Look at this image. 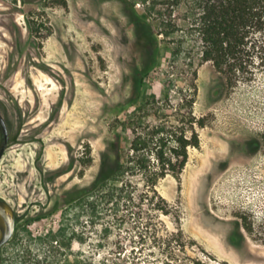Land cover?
<instances>
[{"label":"rangeland","instance_id":"1","mask_svg":"<svg viewBox=\"0 0 264 264\" xmlns=\"http://www.w3.org/2000/svg\"><path fill=\"white\" fill-rule=\"evenodd\" d=\"M133 4L157 28L139 0H0L20 28L0 26V198L16 222L0 264H264V72L226 87L210 63L172 55L176 35H156L153 59ZM166 79L194 81L205 126L179 180L153 193L113 168L133 129L170 114Z\"/></svg>","mask_w":264,"mask_h":264},{"label":"trees","instance_id":"2","mask_svg":"<svg viewBox=\"0 0 264 264\" xmlns=\"http://www.w3.org/2000/svg\"><path fill=\"white\" fill-rule=\"evenodd\" d=\"M135 2V1H134ZM146 16L155 18L157 28L139 16L131 7L134 20L146 27V38L156 58V35L172 41V55L189 53L200 64L210 63L226 87L251 82L264 72V0H139ZM148 75L143 69L141 78ZM195 80L196 72L193 71ZM163 104L170 109L157 125L144 135L132 130L127 161L118 154L113 174L125 172L140 175L146 190L156 193L157 183L168 175L177 181L188 160V150L200 145L198 129L205 126L194 111V81L176 86L163 83ZM173 92V95H171ZM117 124H121L117 121ZM264 141V135H263Z\"/></svg>","mask_w":264,"mask_h":264},{"label":"water","instance_id":"3","mask_svg":"<svg viewBox=\"0 0 264 264\" xmlns=\"http://www.w3.org/2000/svg\"><path fill=\"white\" fill-rule=\"evenodd\" d=\"M2 127V142L0 144V161L8 144V132L2 119L0 118ZM15 215L11 205L0 198V251L1 248L11 239L15 230Z\"/></svg>","mask_w":264,"mask_h":264},{"label":"flooded vegetation","instance_id":"4","mask_svg":"<svg viewBox=\"0 0 264 264\" xmlns=\"http://www.w3.org/2000/svg\"><path fill=\"white\" fill-rule=\"evenodd\" d=\"M18 10L14 9V8H9L6 7L5 11L0 13V26L1 28L4 30V32L11 38L15 39L20 35V28L18 27V23H17V13ZM4 36V34H2ZM13 43V41H12ZM15 43H14V47H15ZM2 101H0V118L2 119V121L4 122L7 132H8V136L9 133L11 132V120H9V118L7 116H5L2 112L3 109L2 108ZM17 105H13L10 109H8L12 115L14 116L15 119H17ZM6 110V112L8 111ZM0 132L2 134V127H1V123H0ZM2 142V141H1ZM8 143H9V139H8ZM8 146V144H7ZM7 148V147H6Z\"/></svg>","mask_w":264,"mask_h":264}]
</instances>
